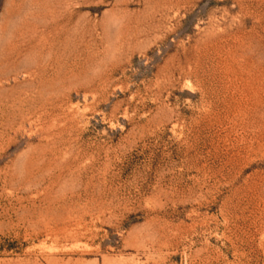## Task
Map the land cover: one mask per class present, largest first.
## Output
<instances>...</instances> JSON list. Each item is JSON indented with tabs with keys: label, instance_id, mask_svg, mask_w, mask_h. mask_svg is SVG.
Segmentation results:
<instances>
[{
	"label": "rangeland",
	"instance_id": "374dc122",
	"mask_svg": "<svg viewBox=\"0 0 264 264\" xmlns=\"http://www.w3.org/2000/svg\"><path fill=\"white\" fill-rule=\"evenodd\" d=\"M0 264H264V0H0Z\"/></svg>",
	"mask_w": 264,
	"mask_h": 264
}]
</instances>
